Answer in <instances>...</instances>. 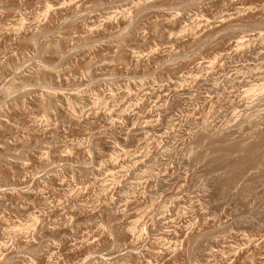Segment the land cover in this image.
<instances>
[{"label": "rangeland", "instance_id": "1", "mask_svg": "<svg viewBox=\"0 0 264 264\" xmlns=\"http://www.w3.org/2000/svg\"><path fill=\"white\" fill-rule=\"evenodd\" d=\"M0 264H264V0H0Z\"/></svg>", "mask_w": 264, "mask_h": 264}]
</instances>
